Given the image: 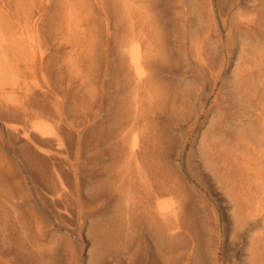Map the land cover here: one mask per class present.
Here are the masks:
<instances>
[{
    "label": "rangeland",
    "instance_id": "1",
    "mask_svg": "<svg viewBox=\"0 0 264 264\" xmlns=\"http://www.w3.org/2000/svg\"><path fill=\"white\" fill-rule=\"evenodd\" d=\"M263 9L264 0H0V264H37L32 245L59 239L51 264H94L96 248L113 255L104 264H128L114 247L127 240L139 244L130 264H184L190 246V264H250L251 232L234 230L233 219L255 208L256 177L231 125L248 104V112L264 107L262 91L250 86L264 50ZM4 120L39 134V151H27L37 185L54 189V167H66L59 207L73 212L64 227L53 226L57 205L49 199L21 202L32 186L22 182L8 141L17 152L22 144ZM134 139L150 183L136 184L129 198L118 190V169ZM170 198L181 204L176 213Z\"/></svg>",
    "mask_w": 264,
    "mask_h": 264
},
{
    "label": "bare ground",
    "instance_id": "2",
    "mask_svg": "<svg viewBox=\"0 0 264 264\" xmlns=\"http://www.w3.org/2000/svg\"><path fill=\"white\" fill-rule=\"evenodd\" d=\"M111 2V1H110ZM255 4V3H254ZM114 6V5H113ZM136 6V5H135ZM264 11V9H263ZM130 12V11H129ZM113 18V17H112ZM192 19V18H191ZM264 21V20H263ZM132 22V21H131ZM139 33V32H138ZM1 35V34H0ZM138 36V35H137ZM142 37V36H141ZM128 40V39H127ZM256 40V39H255ZM134 45H132V49L130 51V56H131V59H132V62L134 64V66L136 68L139 69V71H142V65H143V61H142V52H141V49H140V46L138 43H133ZM263 47V46H262ZM116 49V48H115ZM149 54V53H148ZM258 61L256 62L257 63V71H258V78L256 80H251V84L250 86H252L254 88V91H262V94L261 96H264V50L262 48V50H260L258 53ZM256 56V55H254ZM147 57V56H146ZM148 58V57H147ZM256 58V57H255ZM15 59V58H14ZM257 59V58H256ZM147 60V59H146ZM253 60V59H252ZM18 61H21V60H18ZM254 61V60H253ZM216 62V61H215ZM255 63V61H254ZM253 63V65H254ZM255 63V64H256ZM250 65V63H249ZM11 68V67H10ZM254 68V66L252 67ZM1 70V69H0ZM253 73H255L253 71ZM257 73V72H256ZM249 74V73H247ZM251 74V73H250ZM244 75V74H243ZM246 75V74H245ZM243 77V76H242ZM252 78V77H251ZM243 80V79H242ZM243 82V81H242ZM245 83V82H244ZM245 89L247 88L248 85H245ZM136 88V87H135ZM148 91V90H147ZM242 95V94H240ZM243 96V95H242ZM245 96V95H244ZM243 96V97H244ZM248 96V95H246ZM254 96H257L256 94ZM176 97V96H175ZM242 97V98H243ZM253 98V97H251ZM249 99V98H248ZM253 100V99H252ZM248 104V102H246ZM250 103V102H249ZM253 103V102H252ZM16 106V105H15ZM260 106V105H259ZM18 107V106H17ZM20 107V106H19ZM176 107V106H175ZM23 108V107H22ZM21 108V109H22ZM250 108H252V105L250 106V104H248L247 106L243 107V110H240L238 112V115L236 114L235 116H237L234 120V124L231 125V129H232V133L234 135V137L236 138L235 139V142L237 140V143L239 145V150H240V147L243 149V151L241 152H244L246 154V156H248L247 158L251 160V162L249 163L247 161V158H245V162H248L247 165H249V168L253 171V174L252 175H255L254 177L255 178V181L252 182V184L254 183V188H255V202H252L255 203V208H251L252 204H250V210L253 209V211L249 212V211H242L240 213V215L238 217H234L233 219V224H234V230H237L238 232L239 231H242L243 233H250L249 235V254H251V259L249 260L251 263L250 264H264V107L263 108H258V110L256 111H250ZM19 108H17L18 110ZM43 109V108H42ZM45 110V109H43ZM42 110V112H44ZM252 110V109H251ZM23 112H25V110H21ZM20 111V112H21ZM39 111V110H38ZM12 112V111H11ZM17 112V111H16ZM46 112V111H45ZM33 113V112H32ZM13 114V112H12ZM30 114V112H29ZM29 114H27L29 116ZM46 114V113H44ZM41 115V114H40ZM43 116V115H42ZM41 116V117H42ZM47 116V115H46ZM13 117V116H12ZM31 117V116H30ZM28 117V118H30ZM11 118V117H10ZM17 118V117H16ZM49 118V117H48ZM244 118H247L246 120ZM234 119V117H233ZM11 120V119H10ZM26 124V123H25ZM124 124V123H123ZM29 125V124H28ZM34 125V124H33ZM122 125V124H121ZM4 126H5V129H6V132L7 134H12L14 137H16L15 140H17V142L21 143L22 145L20 146V149H19V152H17V150L14 149V145L11 144L10 141H8V145L12 148V152L14 153V156L15 158L17 159V165H18V170H19V174L20 176L22 177L24 184L25 186L30 182L31 183V186L32 187H27L26 189V192L22 195L21 197V202H28V201H32V202H35L36 204L38 203H42L45 199H49L50 201H52L55 205H57L55 211H56V218L54 219L53 221V226L57 227V228H60V227H64L65 226V219L67 217H71L72 216V207L70 205H65L64 207H59L60 203L61 202V198L63 196V194H66L68 192V190L66 189L67 188V185H66V182L64 180V173H65V168H62V169H59V167H54V174L53 176L55 175V188L54 189H51V190H44L41 186L37 185L36 182L34 181V177H33V174H32V171H31V168L32 166L30 165V160L28 158V153L30 152H27L29 149H33L34 151L38 152L39 150L37 149V144H36V141H35V138L38 137V133H36L35 131L29 129L28 127L26 126H23L21 128H19L18 126L12 124L11 122H8L6 120H4ZM30 126V125H29ZM126 126V125H125ZM124 126V127H125ZM31 127V126H30ZM56 127V126H55ZM123 127V128H124ZM130 129V128H129ZM132 129V128H131ZM130 129V130H131ZM42 130V129H41ZM130 130H127V131H130ZM135 130V129H134ZM126 131V129H125ZM126 131V132H127ZM153 131V130H152ZM43 132V131H42ZM118 132V131H117ZM120 132V131H119ZM121 132H122V128H121ZM121 132L119 134H121ZM133 132V131H132ZM132 132L130 134H132ZM141 132V130H140ZM38 134V135H37ZM44 134V132H43ZM125 134V133H124ZM117 135V134H116ZM123 135V134H122ZM121 135V137H123ZM141 135V134H140ZM139 135V136H140ZM148 135V134H147ZM46 136V135H45ZM48 136V135H47ZM114 136V135H113ZM128 136V135H127ZM130 136V135H129ZM49 137V136H48ZM47 137V138H48ZM59 137V136H58ZM120 136H117L115 137V140L116 138H119ZM120 137V138H121ZM132 137V136H131ZM231 137V136H230ZM233 137V136H232ZM233 137V138H234ZM41 138V137H39ZM51 138V137H50ZM126 138V137H125ZM139 138V137H138ZM142 138V137H140ZM139 138V139H140ZM49 139V138H48ZM113 139V138H112ZM121 139H124V138H121ZM132 139V138H131ZM232 139V138H231ZM37 140V139H36ZM71 142H72V139H70ZM144 140V139H143ZM230 140V139H229ZM13 141V140H12ZM109 141V140H108ZM121 141V140H120ZM119 141V142H120ZM129 141V140H128ZM164 141V140H163ZM234 141V139L232 140ZM46 142V141H45ZM70 142V141H68ZM127 142V140H126ZM51 143V142H50ZM67 143V142H66ZM128 143V142H127ZM126 143V144H127ZM144 143V142H143ZM142 143V144H143ZM70 145V143H68ZM114 144V143H113ZM57 145V144H56ZM119 145V144H118ZM123 145V144H121ZM113 146V145H112ZM125 146V145H124ZM40 147H41V144H40ZM54 147V145H53ZM118 146H115V148H117ZM123 147V146H122ZM128 147V146H126ZM144 147V146H143ZM206 147V146H205ZM232 147V146H231ZM69 148V147H68ZM54 149V148H53ZM56 149V148H55ZM54 149V150H55ZM64 149V146L62 143H60L59 145V149L58 150H63ZM214 149V148H213ZM231 149V148H229ZM235 149V148H234ZM241 149V150H242ZM42 150V148H41ZM57 150V149H56ZM71 150V149H70ZM120 150H123L122 148L120 149L119 148V151ZM126 150V149H124ZM141 150V149H140ZM152 151V149H149ZM148 150V151H149ZM154 150V148H153ZM208 150V148H207ZM150 151V152H151ZM237 151V150H236ZM236 151L233 150V152L230 154H233L235 152V155H236ZM106 152V151H105ZM115 152V151H114ZM138 152H139V143H138V140L137 139H134L133 142L129 145L128 147V153L126 156H124V158L122 159V162H121V165L119 167V171H120V176L119 177V182H120V188H118V190L120 191V193H123L124 195H126L127 197H129V193L131 192V190L133 189L134 190V186H136V184H141L143 186H147L149 185L150 183V178L148 177L149 176V172L148 170L145 168L143 162L141 160L140 157L143 155V153H145V151H143L142 155L139 157L138 155ZM153 152V151H152ZM226 152V151H225ZM229 152V151H228ZM113 153V152H112ZM120 153V152H119ZM123 153V152H122ZM121 154H117L118 155H122ZM141 153V152H139ZM156 153V152H155ZM227 153V152H226ZM31 154V153H30ZM105 154V153H104ZM110 154V153H109ZM217 154V153H216ZM214 154V155H216ZM229 154V153H228ZM239 154V152L237 153ZM242 154V153H241ZM124 155V154H123ZM153 155V154H152ZM151 155V157H153ZM158 155V154H157ZM156 155V157H157ZM204 155V154H203ZM213 155V156H214ZM234 155V154H233ZM243 155V154H242ZM252 155V156H251ZM115 156V155H114ZM155 156V155H154ZM231 156V155H230ZM36 157V156H35ZM87 157V156H86ZM149 157V155L147 156ZM37 158V157H36ZM98 158V157H97ZM101 158V157H99ZM244 158V157H243ZM82 159V158H81ZM118 159H120L118 157ZM148 161L147 158H145ZM151 159V158H149ZM242 159V158H241ZM39 160V158H38ZM88 160V159H86ZM85 160V161H86ZM82 161V160H81ZM113 161V160H112ZM145 161V160H144ZM209 161V160H208ZM221 161V159H220ZM57 162V161H56ZM55 162V163H56ZM152 162V160L150 161ZM159 162V161H157ZM213 162V161H212ZM215 162V161H214ZM230 162V161H229ZM228 162V163H229ZM244 163V161H241ZM239 162V163H241ZM53 163V162H52ZM54 163V164H55ZM86 163V162H85ZM216 163V162H215ZM214 163V164H215ZM218 163V162H217ZM220 163V162H219ZM33 164V163H32ZM45 164V163H44ZM102 164V163H101ZM153 164V163H152ZM160 165V163H157ZM242 164V163H241ZM246 164V163H245ZM65 165V164H64ZM62 165V166H64ZM82 165V164H81ZM238 165V164H237ZM243 165V164H242ZM34 166V165H33ZM40 166V165H39ZM61 166V164H60ZM96 166V165H95ZM155 166V165H154ZM229 166V165H228ZM244 166V165H243ZM246 166V165H245ZM45 167V166H44ZM50 167V166H49ZM68 167L71 169H69L70 171H72L71 173H73V177H74V182H75V185H76V191H77V195H79V188H80V181H79V178H78V172H77V167H76V163H69ZM102 167V165H101ZM108 167V166H107ZM150 167V166H149ZM148 169H151L149 168ZM247 167V166H246ZM43 168V166H42ZM85 168V166H84ZM227 168V167H226ZM47 169V168H46ZM92 169V168H91ZM90 169V170H91ZM96 169V168H95ZM112 169V168H111ZM154 168H152L153 170ZM228 169V168H227ZM93 170V169H92ZM248 170V169H247ZM48 171V170H47ZM108 171V170H107ZM112 171V170H111ZM150 171V170H149ZM154 171H156L154 169ZM153 171V172H154ZM158 171V170H157ZM224 171V170H223ZM222 171V173H223ZM228 171V170H227ZM226 171V172H227ZM17 172V171H16ZM36 172V171H35ZM233 172V171H232ZM38 173V172H37ZM159 173V171L157 172V174ZM220 173V175L222 174ZM50 174V173H49ZM48 174V175H49ZM111 174V173H109ZM228 174V173H227ZM226 174V175H227ZM238 174V173H237ZM45 175V174H44ZM47 175V176H48ZM117 175V174H116ZM235 175V173H234ZM247 175V173H246ZM244 175V176H246ZM38 176V175H37ZM52 176V177H53ZM82 176V174H81ZM84 176V175H83ZM115 176V174H114ZM113 176V177H114ZM158 176H160V173L158 174ZM157 176V177H158ZM162 176V175H161ZM232 176V175H231ZM229 176V177H231ZM250 176V174H249ZM156 178V176H154ZM224 177V176H223ZM222 177V178H223ZM227 176V178H229ZM238 177V176H237ZM253 177V176H252ZM41 178V177H40ZM45 178V177H44ZM84 178V177H83ZM117 178V176H115V179ZM154 178V179H155ZM161 178V177H160ZM226 178V177H225ZM244 178V177H243ZM159 179V178H158ZM230 179V178H229ZM233 179V176L232 178ZM235 179V177H234ZM107 180V179H106ZM118 180V179H116ZM160 180V179H159ZM163 180V179H162ZM222 180V179H221ZM227 180V179H226ZM236 180V179H235ZM245 180V179H244ZM243 180V181H244ZM251 181L254 180V179H250ZM41 181V179H40ZM114 181V180H113ZM230 181V180H229ZM21 182V181H20ZM105 182V181H104ZM155 182V181H154ZM153 182V183H154ZM164 183V181H162ZM226 182V181H225ZM231 182V181H230ZM235 182V181H234ZM250 182V181H249ZM42 183V182H41ZM222 183V181H221ZM228 183V181H227ZM226 183V184H227ZM233 184V181L231 182ZM243 183V182H241ZM251 183V182H250ZM52 184V183H51ZM106 184V183H105ZM109 184V183H108ZM118 184V183H117ZM124 184H127L128 189H126V192H124V188L122 187ZM158 184V183H157ZM19 185V184H18ZM44 185V184H43ZM163 185V184H162ZM45 186V185H44ZM106 186V185H105ZM109 186V185H108ZM153 186V185H152ZM157 186V185H156ZM161 186V185H159ZM168 186V185H167ZM229 186V185H228ZM226 187V188H229V187ZM247 186V185H246ZM100 187V186H99ZM139 187V186H138ZM162 187V186H161ZM164 187V185H163ZM166 187V186H165ZM245 187V186H244ZM249 187V186H247ZM21 188V186H20ZM32 188V189H31ZM47 188V187H46ZM98 188V187H97ZM117 188V187H116ZM127 188V187H126ZM167 188V187H166ZM225 188V187H224ZM239 188V187H238ZM250 188V187H249ZM49 189V188H48ZM100 189V188H99ZM109 189V188H108ZM169 189H172V188H169ZM236 189V187H235ZM19 190V189H18ZM95 190V189H94ZM97 190V189H96ZM106 190V188H105ZM104 190V191H105ZM135 190H139V189H135ZM155 190V189H154ZM160 190V189H159ZM227 190V189H226ZM238 191H240L239 189H236ZM242 190V189H241ZM21 191V190H20ZM23 191V190H22ZM102 191V190H101ZM118 191V192H119ZM136 191V192H137ZM151 191V190H150ZM161 191V190H160ZM164 191V190H163ZM252 191V189H251ZM58 193V196L54 197V194L53 193ZM110 192V191H109ZM141 192V191H140ZM152 192V191H151ZM174 192V191H173ZM227 192H229L227 190ZM114 193V192H113ZM150 193V192H149ZM153 193V192H152ZM158 193H160L158 191ZM93 194V192H92ZM95 194V193H94ZM168 194V193H167ZM166 194V195H167ZM243 194V192H242ZM247 194V193H246ZM19 195V194H18ZM113 195V194H111ZM161 195V194H160ZM234 195V194H233ZM238 195V194H237ZM67 196V195H66ZM95 196V195H94ZM143 196V195H142ZM157 196V195H156ZM165 196V195H164ZM239 196V195H238ZM92 197V196H91ZM147 197V196H145ZM144 197V198H145ZM150 197V196H149ZM154 197V196H153ZM160 197V196H159ZM243 197V196H241ZM252 197V195H251ZM250 197V198H251ZM90 198V197H89ZM130 198V197H129ZM248 198V196H247ZM249 198V200H250ZM3 199V198H2ZM96 199V198H95ZM141 199V198H139ZM148 199V198H147ZM176 199V198H175ZM244 199L246 198H243V202H244ZM19 200V199H17ZM130 200V199H129ZM132 200V199H131ZM130 200V201H131ZM247 200V199H246ZM245 200V201H246ZM252 200V199H251ZM250 200V201H251ZM78 201V200H77ZM146 201V199H145ZM249 201V202H250ZM168 205H166L167 207H169L173 212H177L178 209H180L181 207V204L179 203V201L177 200H174L173 198H170L168 200ZM247 203V202H246ZM32 204V203H31ZM148 205V203H146ZM145 204V205H146ZM164 203L163 202H160V201H157L156 202V210L160 213L163 212V205ZM249 204V203H248ZM34 205V204H33ZM130 205V204H129ZM139 205V204H138ZM244 205V203H243ZM10 206V205H9ZM79 206V205H78ZM81 206V205H80ZM149 206V205H148ZM234 208L237 206V204H234L233 205ZM253 206V207H254ZM11 207V206H10ZM19 207V206H18ZM53 207V206H52ZM183 208V207H182ZM240 208V206H239ZM238 208V209H239ZM12 209V208H11ZM80 210V208H79ZM128 210V209H127ZM170 210V211H171ZM3 210H0V213L2 212ZM13 211V210H12ZM43 211V210H42ZM41 211V212H42ZM185 211V210H184ZM239 211V210H238ZM37 212V211H36ZM79 212V211H78ZM147 212V211H146ZM149 212V211H148ZM3 213V212H2ZM9 213V212H8ZM19 213V212H18ZM85 213V211H84ZM164 213V212H163ZM5 214V213H4ZM74 214V213H73ZM77 214V213H76ZM81 214V213H80ZM148 214V213H147ZM2 215V214H1ZM156 215V214H155ZM154 215V217H155ZM5 216V215H4ZM79 216V215H78ZM136 216V215H135ZM167 216V215H166ZM171 216V215H170ZM169 216V217H170ZM180 216V215H179ZM177 216V217H179ZM236 216V215H234ZM38 217V215H37ZM50 217V216H49ZM128 217V216H127ZM259 217H261L262 221L260 222L259 221ZM6 219V217H3ZM20 218V217H19ZM159 218V217H158ZM165 218V217H164ZM77 219V218H76ZM160 219V218H159ZM113 220V218H112ZM146 220V219H145ZM156 220V219H155ZM168 220V219H167ZM44 221V220H43ZM51 221V220H50ZM79 221V220H78ZM77 221V222H78ZM158 221V220H157ZM161 221V220H160ZM165 221H166V218H165ZM5 222V220H4ZM7 222V220H6ZM154 222V221H153ZM162 222V221H161ZM167 224H168V221H166ZM170 222V221H169ZM174 222V221H173ZM8 223V222H7ZM68 223V222H67ZM159 223V221L157 222ZM171 223V222H170ZM129 224V223H128ZM149 224V222H148ZM155 224V222H154ZM154 224H152L153 226H151V229L154 228ZM163 224V223H162ZM1 225V224H0ZM9 225V224H8ZM77 225V224H76ZM130 225V224H129ZM132 225V224H131ZM156 225V224H155ZM10 226V225H9ZM75 226V225H74ZM156 226H159V225H156ZM163 226H165L163 224ZM174 226V225H173ZM4 227V226H3ZM35 227V226H34ZM33 227V228H34ZM77 227V226H76ZM143 227V226H142ZM172 227V225H171ZM176 227V225H175ZM182 227V226H181ZM30 228V227H29ZM32 228V229H33ZM36 228V227H35ZM41 228V227H40ZM165 228V227H164ZM5 229V228H4ZM21 229V228H20ZM24 229V228H23ZM63 229V228H62ZM157 229L160 230V228H154V232H158ZM172 229V228H170ZM180 229V228H179ZM1 230V229H0ZM13 230V229H12ZM11 230V231H12ZM19 230V229H18ZM35 230V229H34ZM33 230V231H34ZM118 230V229H117ZM38 231V230H36ZM143 231V230H142ZM171 231V230H170ZM1 232V231H0ZM10 232V231H9ZM13 232V231H12ZM23 232V231H22ZM25 232V231H24ZM141 232V231H140ZM145 232V231H144ZM178 232V231H177ZM236 232V231H235ZM16 233V232H15ZM41 233V232H40ZM160 233V231H159ZM21 234V233H20ZM39 234V233H38ZM53 234V233H51ZM55 234V233H54ZM7 235V234H6ZM17 235V234H16ZM70 235V234H69ZM142 235V234H141ZM12 236V235H11ZM19 236V235H18ZM25 236V234H24ZM57 236V235H56ZM55 236V237H56ZM170 236V234H169ZM168 236V237H169ZM4 237V235H3ZM2 237V238H3ZM17 237V236H16ZM21 236H19L20 238ZM26 237V236H25ZM53 237V235H52ZM51 237V239H52ZM58 237V236H57ZM7 238V237H5ZM18 238V239H19ZM44 238V237H43ZM115 238V237H114ZM14 239V236L13 238ZM21 239V238H20ZM56 239V238H55ZM59 239V237H58ZM5 240V239H4ZM37 240V239H36ZM42 240V239H40ZM50 240V239H49ZM57 240V239H56ZM164 240V239H163ZM16 241V239H15ZM14 241V242H15ZM43 241V240H42ZM170 241V240H169ZM172 241V240H171ZM170 241V242H171ZM13 242V243H14ZM22 242V241H21ZM38 242V241H37ZM159 242V240H158ZM169 242V243H170ZM43 243V242H42ZM60 243V239H59V242ZM56 241H50L49 244H33L32 245V251L35 255V257H37V264H51L50 262L52 261V258H53V254H54V251L56 250V248H58L59 244H58ZM113 243V242H112ZM173 243V242H172ZM11 244V243H9ZM165 244V243H164ZM187 244V243H186ZM18 245V243H17ZM136 245V246H135ZM139 244L137 243H134L132 240H127L125 242H121V243H117L116 245H114L115 247V250H117V253L118 251H120V259L128 264H130V262L133 260V257L135 255L136 252H138L139 250ZM161 245V244H160ZM175 245V244H174ZM16 246V245H15ZM19 246V245H18ZM134 248V251H131V249ZM189 247V244L185 245V243L183 241H181L180 243H178V247H181V248H185V247ZM24 247H26L24 245ZM112 247V246H111ZM59 249V248H58ZM157 249V248H156ZM191 249L192 247L190 246V248L185 251V255H186V262L184 264H190L189 262V259H190V255H191ZM23 250H25V248H23ZM114 250V249H113ZM60 251V250H59ZM94 251V250H93ZM108 251V250H107ZM112 250H110L111 252ZM157 252V251H156ZM95 255H93L94 257V264H104L105 262H109L110 260L113 259V255L110 253H106L102 248H96V251L94 252ZM160 255V254H159ZM164 255V254H163ZM183 255V254H182ZM178 256V255H176ZM189 256V257H188ZM21 257V256H20ZM166 257V256H165ZM180 257V256H178ZM168 258V256H167ZM20 259V258H19ZM151 259V258H150ZM21 260V259H20ZM135 260V259H134ZM169 260V259H168ZM23 261V260H21ZM167 261V260H166ZM60 262V261H59ZM151 262V261H150ZM169 262V261H168ZM61 263V262H60ZM167 263V262H166ZM30 264V263H29ZM33 264V262H32ZM69 264H74V261L71 259Z\"/></svg>",
    "mask_w": 264,
    "mask_h": 264
}]
</instances>
